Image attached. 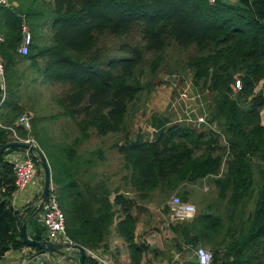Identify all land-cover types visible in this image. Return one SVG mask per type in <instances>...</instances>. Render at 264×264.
<instances>
[{"label": "trees", "instance_id": "16d2710c", "mask_svg": "<svg viewBox=\"0 0 264 264\" xmlns=\"http://www.w3.org/2000/svg\"><path fill=\"white\" fill-rule=\"evenodd\" d=\"M14 2L13 7L0 5L5 86L0 85V146L9 142L3 126L13 125L19 113L13 102L18 65L28 62L45 80L69 86L56 102L62 109L59 114L74 122L77 135L70 143H54L51 137L32 131L50 167L68 238L83 248L100 247L119 218L116 230L127 243L131 264H140L149 247L134 239L137 216L132 210L138 200H152L156 193L168 213L165 196L175 194L188 200L194 185L211 181L215 199L202 197L203 203L191 219L169 225L177 235L175 246L179 250L181 244L194 247L205 243L213 249L212 264H264V0ZM47 24L51 36L45 43L42 31ZM23 25L32 35L25 54L18 52ZM133 30L140 34L139 44L123 46L111 57L101 51L102 36H125ZM171 41L182 49L194 48L184 69L201 96V89L211 93L210 105L203 98L206 119L202 123L210 127L197 129L154 116L153 137L140 132L130 137L126 117L138 109L142 94L153 91ZM147 52L152 58L145 63ZM236 79L239 89L234 88ZM214 123L216 127L211 125ZM15 128L25 136L22 127ZM91 131L100 137L123 134L108 146V152L117 151L122 161L115 175L120 185L112 184L114 177L97 171L107 160L101 146L79 150ZM15 149L0 156V260L9 251L27 247L19 222L34 227L28 231L32 239L46 238L44 225L31 212L34 206L20 213L12 204L15 185L11 164L4 156ZM122 183L135 197L120 192ZM250 202L253 207L246 211ZM29 248L38 252L36 247ZM71 252L77 255L75 250ZM84 264L99 263L86 255Z\"/></svg>", "mask_w": 264, "mask_h": 264}, {"label": "rangeland", "instance_id": "374dc122", "mask_svg": "<svg viewBox=\"0 0 264 264\" xmlns=\"http://www.w3.org/2000/svg\"><path fill=\"white\" fill-rule=\"evenodd\" d=\"M14 1V0H13ZM228 1H236V0H228ZM44 28L48 29L49 36H51L50 24H47ZM44 30V29H43ZM42 41L48 43L50 37L42 36ZM101 51L105 54V56L111 57L122 51V47L125 48L131 47L139 44L140 42V34L137 30H133L131 34L125 36H114V35H104L100 40ZM194 53V48L190 47L187 49H182L177 46L173 41L168 44V47L165 49V54L163 57V63L158 68L156 77L154 79V89L150 94H142L140 100L137 104L138 109L130 116L126 117V122L129 128V136L134 137L138 132L142 133L145 137H153L154 131L156 127H153L152 120L154 116H166L170 123L174 122L173 113L169 109L170 102L175 99L177 93L182 88L188 89L189 87L192 89L193 82L191 79V75L188 69H184L185 61L187 56ZM145 63H148L151 60V54L149 52L143 55ZM39 65L43 67V60L39 62ZM18 71L19 83L16 87V97L18 98V102L13 100V102L19 107V113L16 115L15 122L13 125L3 126V129L6 131L9 141L13 140L14 131L16 135L21 138H32L38 149H40L37 139L32 133L33 130H37L41 135H47V137H51L54 143H70L74 136L77 135V129L72 120H70L66 116H62L59 114L62 109L57 104L56 100L58 97L65 95L69 91V86L66 84H61L58 82H49L45 80V77L36 70L35 67L31 66L28 62H23L22 64L16 67ZM147 78V77H144ZM238 79L235 80V82ZM0 82L1 88L4 86V77H3V68L2 74L0 73ZM235 84V83H234ZM260 86V84H259ZM259 86L256 88L258 89ZM197 87V86H195ZM199 89L201 87L198 86ZM202 93L201 101L203 103V98L206 99L207 103L211 104V93L207 89H201ZM4 97V94L2 95ZM176 110L174 112V116L177 117L178 114L182 112V108L179 105H176ZM206 111V108H204ZM27 116L31 123V129L29 131L24 130L25 136L19 134L16 126L21 127L19 125V117ZM261 121L264 123V108L261 110ZM204 124V123H203ZM200 124L199 127H195L197 129L208 128L210 126L205 127L206 125ZM213 127H216L215 123L211 124ZM212 127V128H213ZM14 130V131H13ZM123 137L122 133H112L105 137H100L94 132H90V137L85 140L81 145L79 150H88L95 148L97 146H101L105 151V156L108 155V146L114 140H121ZM220 143L225 145V140L223 137H220ZM114 150L111 149L109 159L103 161L100 165L97 166V171L100 172L104 166V169H107V166H115L118 169L122 166V161L120 160V156L116 151V154H113ZM13 154L18 155L22 158L25 155V151L21 149H15L12 151ZM44 154V153H43ZM224 164L222 165V169H224ZM37 172L35 177L42 183V172L39 165H36ZM96 168V167H95ZM118 177V175L116 176ZM115 179V177H114ZM114 185H120L118 180H114ZM42 185V184H41ZM124 188V186H122ZM128 188V186H127ZM41 191V188H40ZM39 191V193H40ZM132 197H135L133 191L129 192ZM39 195V194H38ZM175 194H171L169 196L164 197V203H168L171 197ZM217 193L214 187V184L211 181H203L202 184H197L193 186V192L188 199L195 205L196 211L198 206L203 203L202 197L206 198V200L215 199ZM128 195H126L127 197ZM152 196V194H151ZM153 203L159 207L161 211L166 215L165 222L167 221L169 226L171 223L167 218V212L163 210L162 200L159 201L156 198V193L152 196ZM150 199V198H148ZM39 199L37 198V204ZM146 200H138V202L143 203ZM253 202L248 203L247 210L252 209ZM43 211V208L42 210ZM44 214V212H43ZM198 246H203L205 248L210 249L213 252V249L208 247L205 243H200ZM193 248L194 247H186L183 249V256L186 261L194 260L193 257ZM214 255V254H213ZM195 261V260H194ZM43 262V259L40 260ZM44 263V262H43ZM77 263V255L74 256L73 262L70 261V257L66 256L62 259H58V262L54 261L52 264H76ZM48 264V263H47Z\"/></svg>", "mask_w": 264, "mask_h": 264}, {"label": "crops", "instance_id": "0c3cea01", "mask_svg": "<svg viewBox=\"0 0 264 264\" xmlns=\"http://www.w3.org/2000/svg\"><path fill=\"white\" fill-rule=\"evenodd\" d=\"M234 2V1H231ZM16 3L14 2V6ZM42 36H48V29L44 28L42 31ZM14 100V99H13ZM18 98L14 100L19 105L20 103L17 101ZM3 114L7 112V110L3 109ZM12 154V152L6 154L4 157L7 160L8 156ZM115 155V153L113 152ZM110 153L108 152L107 160L109 159ZM103 169L101 172L105 174L108 178H113L116 175L117 167L115 166H107V169ZM120 188V192L124 196L132 197L127 189L125 183H122ZM41 183L35 177L33 182L27 185L21 191L13 193L12 204L16 209L27 208L28 206L35 205L36 200L38 198V194L40 191ZM114 194H111L110 198L112 199ZM25 206V207H24ZM117 210L119 206L117 205ZM118 210V211H119ZM23 212V211H22ZM132 214L137 216V222L135 226V241L138 244L147 245L149 247L148 250L142 253V259L140 264H168L171 263H179L182 261H186L184 259L183 249L188 247L184 244L180 245V249L178 250L176 245L177 235L173 232L165 220V214L163 211L159 209L157 205L153 203V201H144L143 203L137 202V207L133 208ZM120 217V214L116 213V216ZM36 219L39 224L43 225V211L36 213ZM119 218H116L113 224L110 226V230L106 236L105 244L100 247L91 249L93 252L97 253L100 258L105 259L107 261H112L115 264H131V259L129 255V250L127 247V243L123 240L121 236L117 233L116 230V222ZM28 231H34L33 226H29L27 224ZM195 247V246H194ZM34 251L27 247H24L22 250H13L9 251L5 254V256L0 260V264H52L54 261L58 262V259L65 258L66 256L70 257V261L73 262L75 254L70 251H62L61 253L53 252L51 254L43 253L32 256ZM86 255H90L86 252ZM91 257V256H90ZM93 257V256H92ZM43 259V262L40 260ZM97 260L96 258H94ZM99 262V261H98ZM99 264H101L99 262Z\"/></svg>", "mask_w": 264, "mask_h": 264}, {"label": "built area", "instance_id": "2783aa9c", "mask_svg": "<svg viewBox=\"0 0 264 264\" xmlns=\"http://www.w3.org/2000/svg\"><path fill=\"white\" fill-rule=\"evenodd\" d=\"M214 2V0H209ZM0 5L5 7H13V0H0ZM22 42L18 47V52L25 54L28 51V45L32 41V35L28 31L27 27L23 25ZM3 40V36L0 34V42ZM0 73L2 74V62L0 59ZM235 89L240 88V81L237 80L234 84ZM201 94L197 89L192 86V89L182 88L177 93L174 100L170 102L169 109L173 113L174 122L182 123L188 126H196L205 123L206 112L204 110V104L201 101ZM3 98V97H2ZM176 105L181 106L182 112L174 116ZM19 125L26 131L31 129V123L27 116L19 117ZM14 131V130H13ZM14 141H21L36 146L35 141L32 138H21L16 135L14 131ZM7 161L11 164L13 182L15 185L14 193L21 191L27 185H29L35 179L37 172L36 163L32 157L26 152L25 155L20 158L18 155L10 154ZM168 213L167 218L171 223H179L182 221L189 220L193 217L196 208L195 205L189 200H182L178 195H173L168 201ZM43 225L46 229V238L51 241L73 243L66 235L65 230V215L62 211L57 191L53 183H50L48 198L43 206ZM92 258H96L101 264H115L112 261H107L99 257V255L93 252L91 249L84 248ZM193 257L196 264H212L214 255L213 252L203 246H195L193 248ZM98 262V263H99Z\"/></svg>", "mask_w": 264, "mask_h": 264}, {"label": "water", "instance_id": "95a60500", "mask_svg": "<svg viewBox=\"0 0 264 264\" xmlns=\"http://www.w3.org/2000/svg\"><path fill=\"white\" fill-rule=\"evenodd\" d=\"M15 148L27 152L38 163L42 172L43 179H42L41 191L38 195L39 201L37 204L33 205L34 207L31 210V212H34V214H36L43 208L44 203L47 201L48 198L49 186L51 183L50 167L42 151L38 150V148H36L32 144L21 141L11 140L1 145L0 156L8 149H15ZM22 211L20 213H22ZM20 213L18 214V217L20 216ZM19 230H20V236L26 246L38 248V252H34L32 256L43 253L51 254L53 252L75 250L77 252V264H84L86 251L83 247L75 243L51 241L47 238H43L40 240L32 239L28 234L27 223L25 221L19 222Z\"/></svg>", "mask_w": 264, "mask_h": 264}, {"label": "clouds", "instance_id": "9594fccd", "mask_svg": "<svg viewBox=\"0 0 264 264\" xmlns=\"http://www.w3.org/2000/svg\"><path fill=\"white\" fill-rule=\"evenodd\" d=\"M33 159V158H32ZM34 160V159H33ZM35 161V160H34ZM42 184V183H41ZM41 188V187H40Z\"/></svg>", "mask_w": 264, "mask_h": 264}]
</instances>
